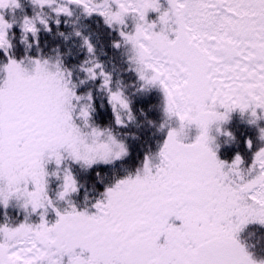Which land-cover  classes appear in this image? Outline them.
Listing matches in <instances>:
<instances>
[{"label": "snow or ice", "instance_id": "obj_1", "mask_svg": "<svg viewBox=\"0 0 264 264\" xmlns=\"http://www.w3.org/2000/svg\"><path fill=\"white\" fill-rule=\"evenodd\" d=\"M32 3L56 5L57 15L68 16V5H76L110 27L125 26L131 16L135 31H121L131 63L143 89L163 92L165 115L176 126L134 175L79 210L71 198L80 185L67 162L109 165L125 158L127 147L111 129L92 123L91 95H77L59 60L14 56L13 23L3 10L21 4L0 0V53L7 61L0 66V203L15 200L40 213L38 224L0 226V264H264L241 235L251 224L264 226V148L250 166L239 155L229 164L218 158L210 135L235 111L250 112L252 123L262 118L264 0H166L167 7L161 0ZM149 13L158 19L150 22ZM37 20L48 27L41 16L25 18V42L28 34L37 36ZM84 71L89 79L103 78L118 125L126 126L125 116L135 119L128 97L112 91L99 63ZM193 127L199 134L186 142ZM50 177L61 181L57 199L66 208L49 196ZM49 209L57 217L51 224Z\"/></svg>", "mask_w": 264, "mask_h": 264}, {"label": "trees", "instance_id": "obj_2", "mask_svg": "<svg viewBox=\"0 0 264 264\" xmlns=\"http://www.w3.org/2000/svg\"><path fill=\"white\" fill-rule=\"evenodd\" d=\"M20 4L21 7L18 9H7L3 12L5 18L13 23V27L9 31V38L13 45L12 52L14 56L18 60L43 55L60 60L67 67L66 69L71 72L76 90L80 94H82L80 91L91 90V104L94 109L92 122L103 129H111L113 134L131 149L129 157L123 161H118L117 168L113 170L104 168L94 172L91 168L84 176L82 172H77L78 169L75 166L73 176L78 181L80 190L71 199L79 210L91 209L89 208L90 205L99 199L106 187L119 180L114 178L122 170L132 172L141 164L143 153L148 154L152 145H154L152 142L153 132L157 130L159 122L163 119V116L159 118L161 114L159 106L160 92L155 91L154 88L143 89L142 82L131 63V47L124 43L119 30L122 29L124 32L130 33L131 26L136 22L131 18L126 20L128 22L123 27L119 25L110 27L99 17L87 18L79 12L71 16L57 15L54 6L41 9L34 5L31 0H20ZM37 16L43 17L47 21L48 27L46 28L37 20L39 29L37 36L33 37L28 34L25 42V34L22 30L23 19H36ZM85 41L92 45V53H89ZM117 44L120 47H116ZM126 47L128 52H126ZM6 62V58L0 53V66ZM94 63H99L102 70L111 77L110 87L112 91H122L128 97L132 115L135 119L128 121L126 116L123 117L126 118V126L116 123V114L109 102L108 90L103 87V78L89 79L87 72L84 71L85 68L92 66ZM2 75L0 73V78H2ZM247 135L238 131L235 139L230 141L232 146L229 149L233 154L236 151V154L240 152L246 157V152L242 148L243 140ZM156 138L159 139L158 134ZM90 175L93 178H90ZM127 176L125 175V177ZM53 186V191L58 193L60 187L57 181L54 182ZM56 202L58 208L67 207V203L64 201L56 199ZM20 214L17 210H12L10 205L7 208L0 205V226L5 224L13 226L21 216ZM250 231L248 238L242 235L245 242L249 240L256 241L264 237V228L263 231L260 229Z\"/></svg>", "mask_w": 264, "mask_h": 264}, {"label": "rangeland", "instance_id": "obj_3", "mask_svg": "<svg viewBox=\"0 0 264 264\" xmlns=\"http://www.w3.org/2000/svg\"><path fill=\"white\" fill-rule=\"evenodd\" d=\"M62 2L65 3V0H60V2H57V4H63ZM161 2L164 4L165 7H167L166 0H161ZM53 6H56V5H53ZM76 8L79 11L82 10V12H84V9L82 7L76 6ZM5 11L6 10H3V12H5ZM94 14L95 13H93V15ZM87 15L89 16V14H87ZM96 15H99V14H96ZM149 17H155L152 21H156L158 19V14L157 13H149ZM102 18L105 21V18L103 16H102ZM135 26H136V24L133 25L132 32L135 31ZM126 52H128V48L127 47H126ZM80 92L82 93V95H79L77 93V91H76L77 95L86 97V96H88L90 94L91 97H92V92L89 89H86V90L80 91ZM161 98H162V103H163V112L161 114H164L165 120L162 123V127L161 128H158L157 131L154 130L153 135L162 134L161 138L162 137L163 138H162V140H158V142L160 141V144L156 143V144L152 145L150 153H148V154L143 153V156H145V157L149 156V155H152V156L156 155L160 151V149L162 148V146H163V144H164V142H165V140L167 138V133L170 130V128L176 126L174 122H169L167 120V117H166L165 111H164V109H165V100H164V95L163 94L161 95ZM91 103H92V100H91ZM238 113H240V112L239 111H235V112L231 113L229 119L226 122H223V123L219 124V131L217 130V125H213L211 133H210L211 136L214 138V143L212 145L213 150L216 151V153L218 155V158L220 160L225 161V162H227L229 164H231L234 161L235 158L228 162V158H223L222 157V152L224 151L225 154L230 153V151H228V147H229L230 141L235 139L236 131L238 130L239 126L246 127L244 125V123L249 124L251 122V120L253 121V119H255V118H253L251 116L250 112L249 113H245V114L240 113L243 116L237 115ZM258 115H260L262 118L257 119L255 123H252V129H250V130L257 131V137L259 139V143H257V145H256V147L254 149L249 148V143L248 142L245 145H243V148L246 147L244 149V151L246 152V157L248 159V161H247L248 162L247 163L248 166L251 165L252 160L254 158V154L256 152H258L260 149L264 148V140L260 139V137H261L260 129H264V113H258ZM233 123H234V126L232 128ZM97 127H99L101 130H104L103 128H101V126H97ZM229 133H230V135H228ZM198 134H199L198 130L195 127H193L191 129V131L189 132V139L186 142H194V140H195V138H196V136ZM120 141L123 142L122 140H120ZM124 144L126 145L127 150H128V155L125 158H123L121 160H117L114 163L109 164V165H105V164L95 165V166L92 167L94 172H97L98 170H103L104 168H106L108 170L111 168V170H113L114 168H117L116 165H117L118 161H123L126 158H128L131 149L129 148V146L126 143H124ZM145 157L140 161L141 164L137 166V168L135 169V173H136V170L142 166ZM67 164H68V166H70L72 174H74L73 170L75 169V166L78 169L77 172H80V173L82 172L84 174V176L91 169V168L90 169L82 168L79 164H76V163L71 162V161H68ZM52 170H54V165H50L49 166V171L51 172ZM129 174H131V172H125V170H122L118 174V176H116L114 179H123V178H126L125 175H129ZM90 178H93L92 175H90ZM55 181H57V184H58L59 187L61 185V181L60 180H57L55 177H50V179H49V196L53 199V201L55 202V206H56V203H57L56 199H57V194L58 193L53 191L54 190L53 184H54ZM59 191H60V189H59ZM0 205L3 208H7V207H5L3 205V203H0ZM8 205H10L11 209L17 210L19 213H21L20 214L21 216L19 217V219L15 222V224L13 226H17L20 223H24L26 221L29 222V223H32V224H38L40 222V213L30 214L31 210L30 209H28V210L24 209L22 207V203L21 202L12 200V201L9 202ZM89 208H91V205H90ZM41 211H43V210H41ZM56 219H57V217L55 215V212H53L51 209H49L48 215H47V220L49 221V223L50 224L54 223ZM242 239L244 240L243 237H242Z\"/></svg>", "mask_w": 264, "mask_h": 264}, {"label": "clouds", "instance_id": "obj_4", "mask_svg": "<svg viewBox=\"0 0 264 264\" xmlns=\"http://www.w3.org/2000/svg\"><path fill=\"white\" fill-rule=\"evenodd\" d=\"M217 127H219V125H217ZM244 243L248 246L249 250L256 255L257 259H264V237L256 241H244Z\"/></svg>", "mask_w": 264, "mask_h": 264}]
</instances>
